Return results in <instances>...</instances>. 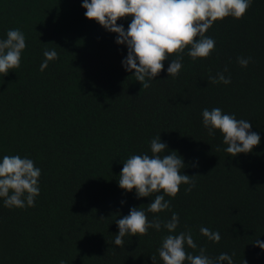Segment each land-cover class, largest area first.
I'll return each mask as SVG.
<instances>
[{"label": "trees", "instance_id": "1", "mask_svg": "<svg viewBox=\"0 0 264 264\" xmlns=\"http://www.w3.org/2000/svg\"><path fill=\"white\" fill-rule=\"evenodd\" d=\"M82 2L0 0V39L18 28L27 44L20 68L0 74V160L19 155L41 169L35 207L9 209L0 198V264H153L151 255L163 264V227L125 236L124 247L113 243L115 221L132 207L146 211L155 195L137 199L119 187L123 162L151 155L159 134L165 154L176 151L187 165L181 172L195 175V187L186 193L181 185L175 198L165 196L171 209L148 219L178 213L173 234L190 230L198 247L186 250L194 255L203 247L212 258L229 254L233 264H264V249L254 245L264 242V0H253L243 19L214 22L209 58L184 54L175 78L167 60L147 89L122 65L126 45L87 19ZM130 22L117 23L127 30ZM52 49L59 58L41 72ZM238 57L251 62L243 68ZM221 72L230 84L209 82ZM216 107L248 120L259 146L229 156L219 130L209 136L203 126L202 110ZM201 227L218 231L220 242Z\"/></svg>", "mask_w": 264, "mask_h": 264}, {"label": "clouds", "instance_id": "2", "mask_svg": "<svg viewBox=\"0 0 264 264\" xmlns=\"http://www.w3.org/2000/svg\"><path fill=\"white\" fill-rule=\"evenodd\" d=\"M252 3L253 0H83L82 7L86 9L84 15L87 19L116 33L118 45H126L127 56L122 65L133 73L142 88L147 89L164 70L165 61L171 60L167 73L175 78L182 70L184 54L193 61L209 58L215 51V40L206 32L214 22L227 17L243 19ZM128 17H131V22L125 30L117 22ZM26 47V37L20 29L7 31L6 39H0V74L7 76L10 71L20 68ZM43 55L41 72L47 69L50 61L59 58L55 49L45 50ZM173 55L175 58L170 59ZM237 62L246 68L251 58L238 57ZM227 71L226 67L224 72ZM208 80L212 84L231 83V77H226L223 72L209 76ZM202 118L209 136H215L217 130L222 134L229 156L251 153L260 144V136L251 131L252 125L248 120L225 114L219 107L203 109ZM167 148L159 134L150 141L151 155H131L123 162L119 187L126 192L135 190L137 199L155 195L146 211L132 207L128 215L115 221L119 232L113 243L124 247L125 236H146L149 229L160 231L163 227L169 233L162 238L157 250L163 264H223L225 261L233 264L232 256L227 253L212 258L203 247L199 248V254L189 253L186 246L193 250L198 246L190 230L173 234L179 225L178 213L173 212L170 220L166 221L158 215H154L151 221L148 219L147 213L159 214L171 209V199L166 200L165 196L175 198L181 185H188L184 189L186 193L195 187V175L181 172L187 167L183 158L176 151L165 154ZM192 166L198 167V164ZM40 176L41 169L32 159L4 155L0 160V198H3V205L9 209L35 207L36 198L40 195ZM200 233L214 243L221 240L218 231L207 227H201ZM254 245L264 249V242L259 239ZM151 259L156 264V256L151 255ZM60 264L65 262L61 260ZM244 264H247L245 260Z\"/></svg>", "mask_w": 264, "mask_h": 264}]
</instances>
